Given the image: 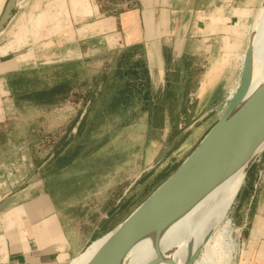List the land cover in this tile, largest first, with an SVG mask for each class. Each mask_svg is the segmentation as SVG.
Wrapping results in <instances>:
<instances>
[{
	"label": "rangeland",
	"instance_id": "obj_1",
	"mask_svg": "<svg viewBox=\"0 0 264 264\" xmlns=\"http://www.w3.org/2000/svg\"><path fill=\"white\" fill-rule=\"evenodd\" d=\"M119 1L101 2L110 9ZM262 2L215 0L216 7L223 6L225 10L228 26L221 29L224 35L215 34L204 45H198L197 50L193 48L176 66L166 64L173 73L167 77L162 93L158 78L151 84L145 82L142 73L137 80L127 75L132 66L129 54L120 62L100 55L58 66L30 64L24 68L23 75L35 74L40 78L20 85L22 96L17 100L26 108L20 113L22 120L9 130L10 134L16 139L32 141L38 151H46L47 140L55 139L52 150L61 157L44 169L46 185L61 213L79 226L83 238L95 234L94 243L122 223L178 168L216 123L239 86L245 48ZM20 3V9L0 35V46L8 41V28L27 1ZM220 17L219 13L212 16V23L220 22ZM254 53L258 70L264 56V17ZM10 58L12 55L1 61ZM65 76L71 79L63 82ZM58 85H61L60 95L48 94L47 87ZM66 88H76L77 93L62 100V90ZM56 101L80 102L82 109L87 107L86 119L70 133L69 141H62V131L48 132L45 120H38L29 107L48 108ZM185 130L164 159L147 170ZM68 165L70 169L66 170ZM237 194L227 213L219 219L229 223L224 240L232 245L228 264H235L242 249L241 218L234 213L238 210ZM222 222L214 226L212 233L221 229ZM201 252L202 249L192 264Z\"/></svg>",
	"mask_w": 264,
	"mask_h": 264
},
{
	"label": "crops",
	"instance_id": "obj_2",
	"mask_svg": "<svg viewBox=\"0 0 264 264\" xmlns=\"http://www.w3.org/2000/svg\"><path fill=\"white\" fill-rule=\"evenodd\" d=\"M7 1L0 0V17ZM26 1L8 28V41L0 46V202L20 192L16 203L0 215V264H69L97 237H82L46 185L44 169L61 157L53 153L55 139L47 140L46 151H38L32 141L10 134L26 108L17 100L22 96L20 85L40 78L23 75L24 68L100 55L120 62L129 54L130 64L140 69L145 82L152 84L158 78L162 93L173 73L166 64L176 66L193 48L215 34L224 35L221 29L228 24L223 6L216 7L215 0H120L110 9L102 0ZM218 13L220 22L212 23L211 17ZM9 55L12 58L1 61ZM76 93L70 88L62 100ZM29 107L38 120H45L48 132L62 131V141H69L87 114L80 102ZM237 197L234 213L241 218L242 249L235 264H264V150L248 170Z\"/></svg>",
	"mask_w": 264,
	"mask_h": 264
},
{
	"label": "water",
	"instance_id": "obj_3",
	"mask_svg": "<svg viewBox=\"0 0 264 264\" xmlns=\"http://www.w3.org/2000/svg\"><path fill=\"white\" fill-rule=\"evenodd\" d=\"M20 7V0L7 1L0 17V35ZM251 65L252 47L248 43L239 86L216 123L178 168L109 232L110 236L87 264H119L137 241L184 214L235 171L246 165L247 174L263 151L256 153L264 142V84L245 100L250 86ZM186 131L176 137L147 170L156 167ZM19 196L20 192L1 201L0 215L12 207Z\"/></svg>",
	"mask_w": 264,
	"mask_h": 264
},
{
	"label": "bare ground",
	"instance_id": "obj_4",
	"mask_svg": "<svg viewBox=\"0 0 264 264\" xmlns=\"http://www.w3.org/2000/svg\"><path fill=\"white\" fill-rule=\"evenodd\" d=\"M263 17L264 0L249 42L252 47V65L250 86L245 100L264 84V56L257 70L254 53L255 41ZM262 150H264V142L256 153ZM246 168L245 165L235 171L164 228L142 237L130 248L119 264H188L195 254V258L198 256L201 249V256L194 264H228L232 245L224 240L229 223L222 222V218L220 221L219 219L230 208L243 183ZM217 222L218 224L222 222L223 226L219 231L212 233L214 226L218 225ZM110 234L92 243L69 264H87Z\"/></svg>",
	"mask_w": 264,
	"mask_h": 264
},
{
	"label": "trees",
	"instance_id": "obj_5",
	"mask_svg": "<svg viewBox=\"0 0 264 264\" xmlns=\"http://www.w3.org/2000/svg\"><path fill=\"white\" fill-rule=\"evenodd\" d=\"M137 67L135 65L131 66V69L129 70V72H127V75L130 76L131 78H133L134 80H137L139 78L140 73L136 70ZM61 85L55 86L54 88H52L48 94L51 95H60L59 93V87ZM69 91V88L63 89L62 90V96L65 95L67 92Z\"/></svg>",
	"mask_w": 264,
	"mask_h": 264
},
{
	"label": "built area",
	"instance_id": "obj_6",
	"mask_svg": "<svg viewBox=\"0 0 264 264\" xmlns=\"http://www.w3.org/2000/svg\"><path fill=\"white\" fill-rule=\"evenodd\" d=\"M260 175H263V174L260 173Z\"/></svg>",
	"mask_w": 264,
	"mask_h": 264
}]
</instances>
